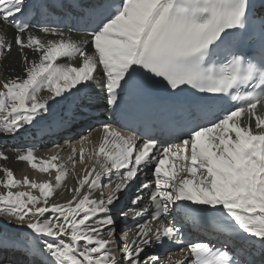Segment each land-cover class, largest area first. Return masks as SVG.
Segmentation results:
<instances>
[{"label": "snow or ice", "instance_id": "snow-or-ice-1", "mask_svg": "<svg viewBox=\"0 0 264 264\" xmlns=\"http://www.w3.org/2000/svg\"><path fill=\"white\" fill-rule=\"evenodd\" d=\"M87 7L86 39L77 43L41 26L40 32L58 37L45 42L30 31L29 18L45 14L48 4L0 0V22L14 28L11 40L0 37V57L15 46L23 65L22 76L0 81V136L28 133L37 123L42 134H55L70 116L52 114L49 101L64 105L82 94V108L93 88L105 110L114 113L159 88L172 96L193 89L202 94L200 102L226 106L189 118L174 142L161 145L151 139L138 143L132 129L103 124L87 161L88 137L79 141L84 168L78 177L73 172L76 183L64 203L52 200L68 175L59 154L46 160L26 148L17 161L40 173L55 172V183L18 180L0 166L5 190L0 215L21 226L19 239L43 243V251L32 250L41 264H254L234 260L224 244L186 240L177 224L188 216L215 218L242 245L258 246L264 264V115L258 111L264 108V0L259 8L250 0H97ZM245 39L251 46L242 51ZM62 58H78V66L57 63ZM42 91L50 94L44 100ZM75 157L73 147L68 157L73 169ZM7 159L0 151V160ZM142 172L152 178L136 185ZM113 173L116 180L109 175L105 185L102 177ZM133 185L135 227L117 252L118 217L128 215L120 206L121 193ZM19 188L28 190L12 191ZM166 241L184 246L162 259L151 249ZM0 248L22 251L19 240L7 237Z\"/></svg>", "mask_w": 264, "mask_h": 264}, {"label": "bare ground", "instance_id": "bare-ground-1", "mask_svg": "<svg viewBox=\"0 0 264 264\" xmlns=\"http://www.w3.org/2000/svg\"><path fill=\"white\" fill-rule=\"evenodd\" d=\"M34 35H36L42 41H47L49 39L55 40L58 37L52 36L50 34L42 33L39 30H30ZM62 31V30H59ZM63 32V31H62ZM64 37L66 39H71L74 42L79 43L81 40L76 36L67 35L65 32ZM14 34V28L11 25H4L0 22V37H3L6 40H11ZM87 38V37H86ZM28 52V56L30 59L37 58L35 54L31 52V50H26ZM78 60H68L66 58H62L57 61V63L61 64H68L71 63L75 64L74 61ZM13 69H15L13 71ZM23 65L21 63L19 54L15 46L11 53H6L3 57H0V81H4L8 78L15 77V76H22L23 75ZM74 91V90H73ZM50 94L47 91H42L39 93V98L44 100ZM82 98V95L81 97ZM88 101L86 102V106H88ZM80 101L76 99V97L70 98V102L65 103L64 105H57L53 101H49L50 105V112L52 114H61L65 111L68 112L70 119L68 122L63 126V128L57 131L55 134H42L39 131L40 125L37 123L28 133L21 132L16 137L11 136H0V151L5 152L8 156L7 160H0V166L7 167L14 172L15 178L18 180H22L25 176H27L30 180H34L37 183L50 181L51 183H55V172L49 173H40L34 169H32L27 162L17 161L16 156L18 153L23 152L26 148H33L34 153L38 158L42 159H49L47 158L48 153L51 152L52 154L56 155L57 153L60 156V161L65 164V167L68 170V175L66 180L63 182L62 187L57 189L56 194L52 197V200L56 203H64L68 199L71 198V194L68 192V188H72L75 186L76 178L73 176V172H75L76 176H80L82 173V169L84 165L79 164V153L81 144L79 141L82 137H88V141H85L83 147L85 148V159L87 161V156L92 154L95 149L98 147L102 133L99 131L102 125L90 123L84 130L77 131V128L86 125L87 121L80 122L79 119H76V112L82 113V108L78 107ZM107 112L103 110L101 113H98L97 116L104 114ZM50 118V117H49ZM92 119V117H88L87 120ZM246 120V119H245ZM90 122V121H89ZM254 127V123H253ZM66 134L69 137V140L63 135ZM76 149V166L73 169L71 162L68 160L69 155L71 154L72 148ZM39 163V159L36 161ZM89 166L90 163H89ZM98 167V166H97ZM3 176V173H0V177ZM150 175V179H151ZM103 183H107L108 180L103 178ZM112 180H115V175L111 176ZM28 189L19 188V189H12V191H25ZM86 190V188H85ZM5 190L0 186V193L4 192ZM34 195H39L38 192L33 193ZM99 195V192H97ZM107 197L108 195H104ZM211 219L212 222L215 224V230H212V226H208V222L206 220ZM184 222L191 224L192 227L195 228L196 235H199L203 238H210L211 236L215 235L216 238L225 239L229 229L225 228L219 221L215 218H201V217H194L188 216L185 217ZM6 226V227H4ZM21 226L14 223L11 218L5 217L0 215V243L3 242L4 238L7 237L8 240H19V244L21 246L22 251H16L14 248H9L5 250L0 248V261H3L4 264H22L24 260L21 258L26 252V254L33 253V249H37L39 251H43V243H35L28 238L19 239V229ZM133 234V233H132ZM132 234L130 235L129 239H131ZM13 250V252H12ZM25 251V252H23ZM42 260L38 261L37 263L40 264Z\"/></svg>", "mask_w": 264, "mask_h": 264}, {"label": "rangeland", "instance_id": "rangeland-1", "mask_svg": "<svg viewBox=\"0 0 264 264\" xmlns=\"http://www.w3.org/2000/svg\"><path fill=\"white\" fill-rule=\"evenodd\" d=\"M74 63H75V64H78V63H79V61H78V60H76V61H74ZM258 111L260 112V114H261V115H264V108H262V107H259V108H258Z\"/></svg>", "mask_w": 264, "mask_h": 264}]
</instances>
